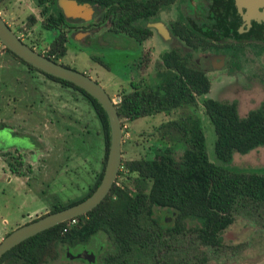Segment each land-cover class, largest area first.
<instances>
[{
    "label": "trees",
    "instance_id": "1",
    "mask_svg": "<svg viewBox=\"0 0 264 264\" xmlns=\"http://www.w3.org/2000/svg\"><path fill=\"white\" fill-rule=\"evenodd\" d=\"M6 1L0 0V9ZM30 22L35 23L36 18L30 17ZM41 25L46 30H54L58 18L52 15ZM178 32L183 33L182 41L186 46L194 45V41L188 39L187 26L179 25ZM4 49L30 70L80 92L94 109L104 137L103 169L86 196L68 204L56 202L47 214L33 222L78 204L96 191L104 175L110 148L109 119L102 105L86 91L32 67L6 47ZM39 53L61 63L66 48L64 42L56 38L46 53ZM164 64L166 71L157 88H146L142 81L134 82L130 91L122 92V102L116 106L122 126L124 120L132 122L158 114L184 112L178 119L156 128L153 136L159 144L151 157L122 161L117 182L123 177V183L119 186L115 183L98 207L77 217L75 225L67 221L22 242L6 253L0 264H48L59 259L62 252L72 253L98 232L106 233L114 247L104 256L109 260L106 264H124L126 258L140 259L144 254L153 257L152 254L162 250L167 258L174 260L177 256V264H190L192 249L194 264H208L204 248L212 251L223 247L222 234L239 214L264 211V174L227 168L235 154L245 155L264 147V101L260 108L242 117L235 102L206 97L212 82L196 67L191 55H184L178 49L164 56ZM200 98L203 111L214 127L215 155L222 165L213 163L207 152L202 122L194 110L198 108ZM180 150L183 151L181 155L178 154ZM16 164L12 172L19 177L23 163L18 160ZM160 209L176 212V256L171 247L162 249L165 244L159 240L162 230L156 229L159 226L157 210ZM167 244L170 246V241Z\"/></svg>",
    "mask_w": 264,
    "mask_h": 264
},
{
    "label": "rangeland",
    "instance_id": "2",
    "mask_svg": "<svg viewBox=\"0 0 264 264\" xmlns=\"http://www.w3.org/2000/svg\"><path fill=\"white\" fill-rule=\"evenodd\" d=\"M37 5L35 0H9L7 3L9 11L2 6V16L15 33L24 34L26 44L37 52L46 53L55 36L52 31L43 29L41 9ZM34 16L37 20L31 24L30 17ZM1 45L4 47L2 43ZM175 45L176 43H173V46ZM166 48V44L157 39L147 42L141 49L130 40H105L91 46L72 43L68 45L67 54L62 58L61 63L87 74L97 81L111 98L117 99L122 97L124 90L130 91L134 82L142 81L146 88L153 89L161 84L162 74L166 71L164 64ZM3 52L0 49V239L8 235L7 230L1 228L4 220H7L15 231L19 226L26 224L24 222L29 219L35 208L48 204L52 206L54 197L49 199L52 186L56 185L59 190H62L63 185L68 187L67 194L60 193L61 200L56 198L54 202L68 204L85 197L96 182L93 181V185L86 188L92 184L96 170L98 169L97 177L102 172L101 159L105 155L102 127L97 116L90 119L85 112L75 113V109L62 111L53 108L49 115L50 119H46L48 115L38 111L41 100L58 98L59 93L45 85L43 79L46 76L30 70L8 52H5V55ZM244 66L241 72L226 70L211 76L212 87L206 96L220 102H235L242 117L260 108L264 101V86L254 82L252 76L255 62L250 49H247ZM24 83L31 87L28 95L20 89L24 87L22 85ZM18 84L20 90L17 92ZM16 95H19L20 99L24 98L32 102L31 106L25 109L28 114L22 113L25 103L14 102ZM60 95L63 97V93ZM202 102L200 98L199 106L194 110L202 122L207 152L213 163L222 165L215 155L214 127L203 111ZM85 103L92 110L87 100ZM17 108L20 114L18 118H14ZM43 110H47L45 106ZM186 111L191 112L190 109ZM182 113L184 112L176 111L170 115L158 114L128 123L129 132L124 137L122 145L124 153L122 161L151 157L159 144L156 141L157 137L153 136L156 128L169 120L178 119ZM11 128H16L18 133L12 134ZM25 132H30L31 135H24ZM14 145L18 146L16 152ZM39 148L45 152V157L40 162L29 153L34 151L41 154ZM182 153V150L178 152L179 155ZM87 157L90 159L85 164L83 159ZM69 158H71L69 162L71 170L66 171ZM18 160L24 163L19 178L12 172V167L17 165ZM227 168L237 172L264 174V147L245 155L235 154ZM24 176L28 179H23ZM123 180L121 177L119 180L121 184ZM262 213L263 216L259 217L257 216L260 213L251 217L245 212L237 216L233 225L223 234V240L226 245L238 247V252L234 254L233 251L236 249H233L227 254H219L218 258L212 257L210 263L252 264L261 258L264 255V211ZM37 217L39 215L35 218ZM7 221H4L5 226L8 224ZM253 231L257 232L258 239L251 242L252 239L248 237ZM88 249L91 250L90 247ZM82 250L83 248L78 247L72 250V254L81 253ZM68 262L70 261L65 257V252H62L59 259L48 264ZM71 263L83 264L80 260H73Z\"/></svg>",
    "mask_w": 264,
    "mask_h": 264
},
{
    "label": "flooded vegetation",
    "instance_id": "3",
    "mask_svg": "<svg viewBox=\"0 0 264 264\" xmlns=\"http://www.w3.org/2000/svg\"><path fill=\"white\" fill-rule=\"evenodd\" d=\"M35 1L38 3V8L41 9L42 21L52 15L57 16V28L47 31L54 33V40L60 38L64 42L66 54L68 45L72 43L91 46L105 40H130L136 43L137 48L141 49L147 42L157 39L166 44L165 55L178 49L182 50L184 55H191L196 67L204 72L211 81L213 78L211 76L222 71H243L247 49H250L255 62L252 71L254 82L264 86L263 9H256L253 19L240 9L238 0ZM3 6L7 9V3ZM0 15H3L1 9ZM179 25L187 26L188 39L194 41V45L186 46L182 41L184 36L183 33L178 32ZM22 41L25 43L24 39ZM173 43L176 45L173 46ZM201 43H205L206 46ZM256 213H260L257 217L263 215L258 210H254L250 216L252 217ZM156 218L159 222L156 229L162 230L159 240L165 243L162 249L171 247L176 256L178 240L176 212L160 209L157 210ZM256 234V231L251 232L248 237L252 239L251 242L258 239V234ZM168 241L171 243L170 246L167 244ZM79 247L83 248L81 253H71L75 258L65 255L70 261L80 260V263L83 264H106L109 261L104 257L106 252L114 249L104 232L96 233L89 242L82 243ZM89 247L91 250L88 249ZM237 248L226 245L224 240L223 247L219 249L211 251L209 248H204L208 254V264H211L212 257L218 258L219 254H227L233 249H236L233 251L234 254L237 253L239 250ZM84 252L91 257H88L89 259L77 258ZM192 252L190 264H194L193 249ZM152 255L153 257H147L144 254V257L140 259L126 258L123 262L124 264H168L169 262L177 264V256L174 260L167 258L165 257L167 254H164L163 250ZM252 264H264V255Z\"/></svg>",
    "mask_w": 264,
    "mask_h": 264
},
{
    "label": "water",
    "instance_id": "4",
    "mask_svg": "<svg viewBox=\"0 0 264 264\" xmlns=\"http://www.w3.org/2000/svg\"><path fill=\"white\" fill-rule=\"evenodd\" d=\"M244 13L255 18L256 9L264 10V0H238ZM159 27V26H158ZM160 28V27H159ZM0 42L32 67L55 78L70 82L95 98L107 113L110 125V148L102 181L96 191L86 200L58 212L50 213L36 221L25 224L7 235L0 244V260L22 242L74 218L86 215L98 207L111 192L118 177L123 158V129L118 110L106 90L91 77L61 63L49 59L24 43L0 15ZM69 258H75L71 252ZM86 252L77 258L89 259Z\"/></svg>",
    "mask_w": 264,
    "mask_h": 264
},
{
    "label": "crops",
    "instance_id": "5",
    "mask_svg": "<svg viewBox=\"0 0 264 264\" xmlns=\"http://www.w3.org/2000/svg\"><path fill=\"white\" fill-rule=\"evenodd\" d=\"M8 1L9 0H7L6 1V3H8ZM6 3H5V5H6ZM7 9H8V11H9V8L7 7ZM11 14H12V17H14L13 16V13L11 12ZM7 22V21H6ZM10 27H11V25L10 24H8ZM18 34V33H17ZM0 49H1V52H3V50H4V47H2V45H1V43H0ZM6 52V51H5ZM5 52H3L4 53V55L6 54ZM44 78V77H43ZM44 80V83H45V85L49 88V89H55V90H57L56 91V93H59L58 95H59V97L58 98H49L47 101L45 100V99H43V100H41V107H40V110H38V111H40V112H42V113H45V114H47L48 115V117L46 118V119H50L49 118V115H51V113H52V109L53 108H58V109H61L62 111H66V110H69V109H75L74 111H75V113H77L78 111L80 112V113H83V112H85L86 113V115L88 116V117H90V119H93V118H95L97 115H95L94 114V112L95 111H93L94 109L92 108V110L91 109H89L88 107H87V105H86V103H85V100H86V98L80 93V92H78V91H76V90H74V89H71V88H67V87H64V86H62L61 84H59V83H57V82H54V81H52V82H48L47 80H50V79H46V77H45V79H43ZM22 85H24V87L23 88H20V86H19V84L16 86V89H17V92L21 89V90H23L24 92H26L27 94L26 95H28V92H29V90L31 89V87L28 85V84H26V83H24V84H22ZM20 88V89H19ZM61 93H63V97H61ZM17 96V98H15L14 99V102L15 103H19V102H21V104H24L25 103V105L26 106H24V108H23V110H22V113H26V114H28L27 112H25V109H26V107H29V106H31V103L32 102H30L29 100H27V99H20L19 98V95H16ZM47 102V103H46ZM44 106H45V108L47 109V110H43V108H44ZM42 109V110H41ZM47 112V113H46ZM19 114H20V110H18V108L15 110V112H14V118H18L19 117ZM88 123V122H87ZM87 123H86V125H87ZM6 128H9V127H6ZM12 130H13V133L12 134H17L18 133V131L16 130V128H11ZM24 135H28V136H30L31 135V133L30 132H25L24 133ZM14 149H15V152L18 150V146L17 145H14ZM104 148H105V146H104ZM22 150V149H21ZM39 150L41 151V154L40 153H37V152H34V151H30L29 153L32 155V156H34V158L36 159V160H38L39 162L40 161H43V159H44V157H45V152L43 151V149H41V148H39ZM3 151V150H2ZM1 151V152H2ZM4 154V153H3ZM89 157H87V158H84L83 159V163H85V164H87L88 163V161H89ZM103 159H104V156L102 157V159H101V162L103 161ZM70 160H71V158H69L68 160H67V162H68V164H67V168H66V171H69V170H71V168H70V164H69V162H70ZM23 165H24V163H23ZM97 172H98V169L96 170V172L94 173V176H93V179H92V184H89L88 186H86V188H88V187H90L91 185H93V181H96V177H97ZM91 173L93 174V171H91ZM15 176V175H14ZM17 177V176H16ZM20 177V176H19ZM19 177H17V178H19ZM23 179H25V180H27L28 179V177H26V176H24V178ZM23 179H22V181H23ZM25 180H24V182H25ZM63 188H62V190H59V189H57V186L55 185V186H52V187H50V194H49V199L52 197H54L53 199H52V206L56 203V202H54V200L56 199V198H58V200H61V196H60V193H62L63 195H66L67 194V191H68V187L66 186V185H63L62 186ZM51 204H48V205H40V206H38L37 208H35L32 212H31V214L29 215V219L28 220H26L25 222H24V224L26 223H29L32 219H34L36 216H40V215H44V214H47L49 211H50V209H51ZM4 221H7V220H4ZM4 221H3V227H1L2 229L3 228H5L6 230H7V234H9V233H11L12 231H13V228L11 227V224L7 221V226H5L4 225ZM19 225V224H18ZM19 227H21V226H19Z\"/></svg>",
    "mask_w": 264,
    "mask_h": 264
},
{
    "label": "built area",
    "instance_id": "6",
    "mask_svg": "<svg viewBox=\"0 0 264 264\" xmlns=\"http://www.w3.org/2000/svg\"><path fill=\"white\" fill-rule=\"evenodd\" d=\"M23 35L24 34H22V33H19L17 36L22 40V39H24V37H23ZM112 99V101H113V103H114V105L115 106H117V105H119L121 102H122V97H120V98H117V99H115V98H111ZM124 124H123V126H122V129H123V137H125V136H127L128 135V132H129V130H128V123H130L128 120H124V122H123ZM121 124H122V122H121ZM123 140H124V138H123ZM121 168V167H120ZM117 179H118V177H117ZM117 179H116V181H115V183H117V185L119 186V185H121V183H120V179L118 180V182H117ZM70 223L72 224V225H75L76 223H77V220H76V218H74V219H72V220H70ZM4 239L3 238H1L0 239V244L2 243V241H3Z\"/></svg>",
    "mask_w": 264,
    "mask_h": 264
}]
</instances>
